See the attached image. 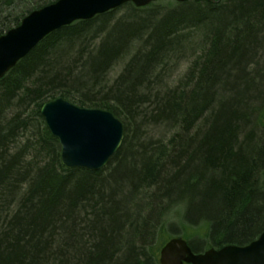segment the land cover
I'll use <instances>...</instances> for the list:
<instances>
[{
  "label": "trees",
  "instance_id": "trees-1",
  "mask_svg": "<svg viewBox=\"0 0 264 264\" xmlns=\"http://www.w3.org/2000/svg\"><path fill=\"white\" fill-rule=\"evenodd\" d=\"M54 1L0 0V36ZM122 7L140 19L113 24ZM182 45L201 54L180 83L152 80ZM57 96L123 118L104 168L62 163L41 114ZM263 230L264 0L129 2L51 32L0 79V264H160L172 236L202 252Z\"/></svg>",
  "mask_w": 264,
  "mask_h": 264
},
{
  "label": "water",
  "instance_id": "water-1",
  "mask_svg": "<svg viewBox=\"0 0 264 264\" xmlns=\"http://www.w3.org/2000/svg\"><path fill=\"white\" fill-rule=\"evenodd\" d=\"M156 1L159 0H57L35 9L18 26L0 36V79L59 27L91 19L128 2L143 7ZM41 113L60 143L61 160L68 168L99 170L108 164L123 142L124 124L110 110L80 106L57 96L42 105ZM159 262L264 264V230L247 244H227L202 252H195L185 238L174 236L162 245Z\"/></svg>",
  "mask_w": 264,
  "mask_h": 264
},
{
  "label": "rangeland",
  "instance_id": "rangeland-1",
  "mask_svg": "<svg viewBox=\"0 0 264 264\" xmlns=\"http://www.w3.org/2000/svg\"><path fill=\"white\" fill-rule=\"evenodd\" d=\"M175 3V2H173ZM176 5H171L169 8L175 7ZM166 8V5H165ZM128 10L125 9L124 7H122L121 9H119V11L117 12V15H115V19L112 21V23L114 24L118 19H120L122 16H125V19H122L123 22L122 23H129L131 22V20H135V19H140L139 17L133 16L132 14L127 13ZM146 12V10H141L140 11V15L144 16L143 14ZM165 13H160L159 17L161 18ZM114 26V25H113ZM142 34H146V32L142 31ZM198 38L200 37H193V41L189 42L188 44H195L198 41ZM188 47V48H187ZM194 49V48H192ZM189 49V45L185 46L182 45L180 48L178 47L176 50L172 51L170 54L166 53L164 58V65H161V69L159 68L157 70V74H154V77L152 80H155L157 75H160V72H162V77L161 78V83L163 82L162 85H167L168 87H174L177 86L180 81L185 77V75L187 74L188 70L190 69V66L192 64V62L194 61V59L199 56L201 54V50L198 48H195L194 50ZM131 55H127L125 56L120 62H119V66H116L113 70L110 71L109 74V82L112 83L114 82V80L116 79L117 76H119L121 74V72L123 71L124 67L128 64L130 58L133 56L134 51L132 53H130ZM159 71V73H158ZM159 77V76H158ZM157 77V78H158ZM120 120L123 121V118L120 117ZM152 125L148 128L152 130ZM146 130V128H145ZM145 130L143 128V140H149V139H155L158 138L160 134H155V135H151L153 133L151 132H147L145 133ZM149 131V130H148ZM123 143V142H122ZM188 233L190 234L191 238L196 237V235H200V233L196 230H190L188 231ZM189 238H187L189 240Z\"/></svg>",
  "mask_w": 264,
  "mask_h": 264
},
{
  "label": "bare ground",
  "instance_id": "bare-ground-1",
  "mask_svg": "<svg viewBox=\"0 0 264 264\" xmlns=\"http://www.w3.org/2000/svg\"><path fill=\"white\" fill-rule=\"evenodd\" d=\"M187 1H189V0H187ZM183 2H186V1H183ZM181 3H182V2H181ZM74 22H75V21H74ZM74 22H73V23H74ZM71 24H72V23H71ZM17 26H18V25H17ZM64 26H67V25H63V26H61V27H64ZM14 27H16V26H14ZM14 27H12V28H14ZM61 27H59L58 29H60ZM12 28H11V29H12ZM58 29H56V30H58ZM9 30H10V29H9ZM9 30H8V31H9ZM109 74H110V73H109ZM120 75H121V74H120ZM120 75H119V76H120ZM119 76H117L116 79H117ZM116 79H115V80H116ZM41 114H42V113H41ZM122 122H123V121H122ZM123 124H124V122H123Z\"/></svg>",
  "mask_w": 264,
  "mask_h": 264
}]
</instances>
